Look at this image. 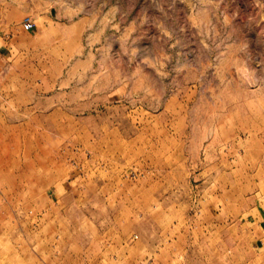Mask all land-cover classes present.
Instances as JSON below:
<instances>
[{
  "label": "rangeland",
  "instance_id": "1",
  "mask_svg": "<svg viewBox=\"0 0 264 264\" xmlns=\"http://www.w3.org/2000/svg\"><path fill=\"white\" fill-rule=\"evenodd\" d=\"M0 264H264V0H0Z\"/></svg>",
  "mask_w": 264,
  "mask_h": 264
},
{
  "label": "built area",
  "instance_id": "2",
  "mask_svg": "<svg viewBox=\"0 0 264 264\" xmlns=\"http://www.w3.org/2000/svg\"><path fill=\"white\" fill-rule=\"evenodd\" d=\"M24 27H25V29L30 30L33 28V23L32 22H25Z\"/></svg>",
  "mask_w": 264,
  "mask_h": 264
}]
</instances>
